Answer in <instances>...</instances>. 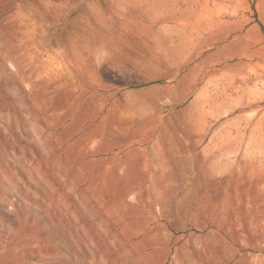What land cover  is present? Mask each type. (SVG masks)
<instances>
[{
    "label": "rangeland",
    "instance_id": "obj_1",
    "mask_svg": "<svg viewBox=\"0 0 264 264\" xmlns=\"http://www.w3.org/2000/svg\"><path fill=\"white\" fill-rule=\"evenodd\" d=\"M0 264H264V0H0Z\"/></svg>",
    "mask_w": 264,
    "mask_h": 264
}]
</instances>
